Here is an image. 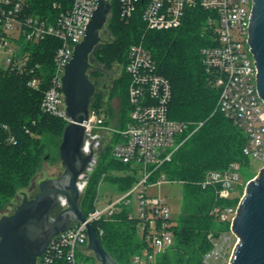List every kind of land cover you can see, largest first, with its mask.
<instances>
[{"label":"built area","instance_id":"2783aa9c","mask_svg":"<svg viewBox=\"0 0 264 264\" xmlns=\"http://www.w3.org/2000/svg\"><path fill=\"white\" fill-rule=\"evenodd\" d=\"M108 1L111 13L112 2L118 3L121 17L127 22L141 11L142 21L152 31L180 28L187 11L192 8L200 7L213 14L208 24L216 43L203 48L201 54L204 68L219 90L215 112L222 113L244 133V156L264 163V101L257 91L254 56L247 42L252 0ZM27 4V0H0V69L16 73L28 71L31 75L28 83L33 89H39L41 83L48 81L50 84L44 93L41 109L69 123L62 77L76 45L85 37L92 11L98 6L97 0H72L70 7L60 10L53 21L25 13ZM54 7L60 9L61 5L55 3ZM51 38L58 40L60 45L53 57L54 70L47 77L41 65L29 66V56L24 49ZM18 41L24 44L17 46ZM124 72L128 79L129 116L123 127L109 126L101 112L90 108L84 150L93 154V160L82 179L83 194L98 166L107 138H110L109 143L116 140L112 146L114 160L140 177H135L136 181L128 191L104 207H98L99 190L106 180L104 173L97 188L94 209L84 216L87 224L93 226L115 220L124 208L133 204L131 196L135 194L138 208L136 212L128 210V218L139 222V230L145 235L147 245L132 257L131 264H152L174 245L173 227L176 223L167 199L161 195L153 196L149 189L171 182L162 168L172 161L202 123L190 132V123L170 118L172 84L159 73L156 61L142 43L130 48ZM10 142L15 139L11 137ZM239 170L240 164L234 162L223 171H210L200 185L203 189L214 190L217 201H233L234 186L240 180ZM237 208L238 204L217 203L211 209L210 214L217 221L229 224V231L218 236L209 235L212 249L205 255L204 264L226 258L228 244L236 236L232 224ZM100 234H103L102 229ZM85 243H89L88 227L84 222H76L52 239L37 264H82L77 259V251Z\"/></svg>","mask_w":264,"mask_h":264},{"label":"trees","instance_id":"16d2710c","mask_svg":"<svg viewBox=\"0 0 264 264\" xmlns=\"http://www.w3.org/2000/svg\"><path fill=\"white\" fill-rule=\"evenodd\" d=\"M71 1L27 0L24 12L53 21L60 10L70 7ZM55 3L61 5L60 9L54 7ZM112 13L109 31L115 38L101 46L97 59L107 66L116 60L123 68L122 80L115 81L111 92L122 86L124 112L128 109V79L124 68L130 48L142 43L156 61L159 73L172 84L170 118L190 123V132L202 123L172 161L162 168L169 181L183 185V203L180 215L175 217L174 245L152 264H204L205 255L212 249L209 235L218 236L229 231V224L217 221L210 214L211 209L217 203L237 205L238 199L217 201L214 190L203 189L200 183L210 171H223L234 162L248 161L243 154L246 137L242 130L219 111L215 112L219 90L212 84L202 63L201 50L216 43L208 24L213 14L200 7L192 8L187 11L180 28L152 31L142 21L141 11L127 22L122 19L115 1ZM59 45L58 40L52 38L27 45L24 52L29 56V66L39 64L52 73L53 57ZM30 77L28 71H0V214L17 195L29 189L43 163L49 161V146L43 138L49 135L60 142L68 124L42 111L44 93L50 83L46 81L39 89H33L28 83ZM98 97L91 101L90 108L102 112ZM11 137L15 142H10ZM106 149L110 150V145ZM97 168L82 196L81 208L85 215L94 209L100 175L106 173V179L117 185L122 193L136 181L130 175H114L113 171L128 168L115 160L102 166L100 171ZM128 213L124 208L115 220L94 224L100 242L119 264H131L132 257L147 245L139 222L130 220Z\"/></svg>","mask_w":264,"mask_h":264},{"label":"water","instance_id":"95a60500","mask_svg":"<svg viewBox=\"0 0 264 264\" xmlns=\"http://www.w3.org/2000/svg\"><path fill=\"white\" fill-rule=\"evenodd\" d=\"M97 3L85 37L76 45L62 77L66 115L70 119L59 146L64 171L57 178L39 183L35 177L28 189L29 193L38 190L34 197L29 198L26 192L19 194L15 211L0 214V264H37L52 239L76 222L87 225L88 248L99 264H119L100 242L94 226L85 221L80 204L82 179L93 160V154L84 150L86 124L97 90L91 75L95 55L101 48V34L108 18L113 16L108 0H97ZM252 4L247 42L254 56L257 91L264 101V0H252ZM232 231L239 243L230 264H264V168L247 184Z\"/></svg>","mask_w":264,"mask_h":264},{"label":"rangeland","instance_id":"374dc122","mask_svg":"<svg viewBox=\"0 0 264 264\" xmlns=\"http://www.w3.org/2000/svg\"><path fill=\"white\" fill-rule=\"evenodd\" d=\"M113 15V13H112ZM112 18H108L105 27H104V32H102V42L101 46L106 45L107 42H111L114 38L115 35L112 34L110 30L111 26V20ZM17 46H22L24 42H16L15 43ZM97 58V53L95 55ZM109 68H111L113 65L118 64L119 65V74H118V80H122L123 77V68L121 65L116 62V60L111 61L108 63ZM3 69H0V71ZM42 72L45 74V76H50L51 72L49 70L43 69ZM91 80L95 82V80H98L95 77L91 76ZM95 84V83H94ZM96 93L93 96L92 100H94L95 96H99L101 104H102V114L105 116V119L107 120V123L111 127H118L124 123L129 116V111L126 109L124 112L123 110V102H122V90L121 87L119 90H116L115 92H111L112 90L107 89L106 93L102 92L100 85H96ZM110 86V83L108 84ZM122 120V121H121ZM63 136V135H62ZM52 136H46L43 138V141L48 144L49 146V155L50 159L49 161H45L43 163V166L39 169L37 173L38 177V182L50 178H57L59 177L63 171L64 167L62 165L60 155H59V146L62 141L59 142L58 139H52ZM110 138H107L106 141L103 143L102 150L100 152H103V157L101 156L100 159V167L97 168V171H100L101 167L108 164L111 160H114L113 154H112V146L116 143V140H113L112 142L109 143ZM53 141V142H51ZM110 145V150H104L106 147ZM104 150V151H103ZM118 163V162H117ZM240 164V180L238 183L235 184L233 194H234V200L238 199V205L245 195L246 192V186L247 183L256 177H258L259 172L261 169L264 167V163L261 162L258 159H249L245 163H239ZM106 174V173H105ZM109 174V173H107ZM114 175L125 177V176H133L136 178L140 177V174L135 175L134 171H131L129 168H125L123 170H115L113 171ZM101 175L98 178V182H100ZM99 185V184H98ZM23 192L27 193L29 198L34 197V195L38 192V190H34L32 192H28V189L23 190ZM150 194L153 196L155 195H161L164 196L167 201L169 202V207L171 209V214L174 217H178L181 213L182 209V203H183V185L179 182H167V183H162L161 185H158L156 187H151L149 189ZM21 194V193H20ZM122 192L119 191L117 185L113 184L111 181L108 179L104 180L102 182L101 188L99 190V195H98V207H104L108 202L111 200H114L121 196ZM97 197V194H96ZM133 204L129 207H127L128 210H133L137 211V199L136 195L131 196ZM82 200V199H81ZM81 204V202H80ZM19 205V201L13 200L11 205H8V207L1 212L2 215L4 214H11L15 211L16 207ZM239 243V239L236 236H233L230 243L228 244L227 250H226V258L220 261H213L212 264H230L231 258L233 257L235 248L237 244ZM77 259L80 263L82 264H99L97 261L95 254L93 251H91L88 248V243H85L84 245L81 246V249L77 251Z\"/></svg>","mask_w":264,"mask_h":264},{"label":"flooded vegetation","instance_id":"af4514ba","mask_svg":"<svg viewBox=\"0 0 264 264\" xmlns=\"http://www.w3.org/2000/svg\"><path fill=\"white\" fill-rule=\"evenodd\" d=\"M119 68L120 67L118 64H115L111 68H109L106 64H103L100 60L96 58V63L93 66V74L91 76H96L98 80H95L94 83L96 85H100L102 89L101 91L103 93H106L107 89H113L115 81L118 79V74L120 71ZM109 83L110 86H108Z\"/></svg>","mask_w":264,"mask_h":264}]
</instances>
